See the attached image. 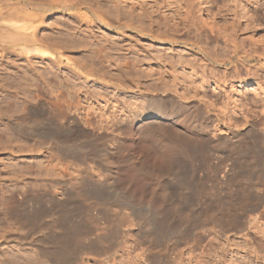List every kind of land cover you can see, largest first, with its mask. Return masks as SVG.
I'll list each match as a JSON object with an SVG mask.
<instances>
[{"label": "rangeland", "instance_id": "obj_1", "mask_svg": "<svg viewBox=\"0 0 264 264\" xmlns=\"http://www.w3.org/2000/svg\"><path fill=\"white\" fill-rule=\"evenodd\" d=\"M112 3L124 27H106L86 7L54 8L37 31L56 43L52 54L0 49V112L22 113L28 129L68 114L71 130L61 139L72 147L70 171L85 156L103 174L111 162L114 186L85 187L67 220L50 195L6 215L1 185H11L12 171L20 186L43 184L57 151L0 121L12 132L0 134V264H264V0H92V8L117 21ZM37 91L57 111L34 106ZM168 94L173 108L161 97ZM157 105L176 113L153 129L142 115ZM196 109L230 141L206 143L200 121L189 118ZM168 126L197 151L167 139ZM236 126L254 129L238 138L230 133ZM244 218V231L224 233ZM70 228L80 241L60 262L3 237L20 229L52 241Z\"/></svg>", "mask_w": 264, "mask_h": 264}, {"label": "bare ground", "instance_id": "obj_2", "mask_svg": "<svg viewBox=\"0 0 264 264\" xmlns=\"http://www.w3.org/2000/svg\"><path fill=\"white\" fill-rule=\"evenodd\" d=\"M113 3L110 7L111 9L110 10L108 9V10H109V14L111 13L113 15H116V17H118L117 21L116 20L112 21L109 18H105L103 16V14H99L97 10H94L92 8V5H93L92 0H79V1L63 0L60 3L56 2L55 0H0V49L2 50L5 47H7L8 45H13V46L19 45L22 47L23 50H25L27 52H39L42 54H45V53H51L52 54L53 51L56 50V48L54 46V45H56V43L54 42L55 43L54 44L51 42L53 45L50 44L49 43L50 41L47 42V40L44 39V37L38 36L37 31L39 28L38 23H40L39 21L43 19V15L46 14L47 10L54 9V8L59 9V10L60 9L61 10H66V9L72 10L71 8H75V7L76 8L86 7L87 10H90V11L93 10V12L97 16L96 18H98L100 20V22L103 25H105L106 27H110V28L124 27L123 26L124 24L122 23L123 20L121 19L122 17H119V16H121L119 9H114V8L112 9ZM115 7H116V5H115ZM67 11H69V10H67ZM123 15H125V14H123ZM127 25H129V24H127ZM57 43H59V42H57ZM128 60H129L128 57H126L123 60V63L125 61H128ZM124 64H125V66L128 65L129 61L125 62ZM126 67L128 68L129 65ZM1 87L3 90V85ZM40 92L41 91L38 92L39 94L38 93L33 94V96L36 95V97L35 96L34 97L37 99V104L34 106L39 107L40 104H42V105L45 104V106H47V108L54 110V112L57 111L55 109V107H53L54 103L50 102L48 99H45L46 97L42 96L43 93L41 92L42 93L41 94ZM34 97H33V99H34ZM161 97L164 98L168 102V104H169L168 106L172 107V104H173L174 99H175L174 95H169V94L166 96L161 95ZM152 98H154V96ZM27 102H28V100L25 99L23 102L25 104V105L23 104L24 107L27 109H33L34 106L28 105ZM16 109H21V108H16ZM23 109L24 108H22L21 110H23ZM9 110H12V109H9ZM21 110L20 111L18 110V113L25 111V110H23V111H21ZM197 110H198V112H197L198 114L194 113ZM200 110H203V109H200ZM8 111H7L8 114H6V111L0 112L1 124L5 125V127L8 126V127L13 128V129H16L17 132H19V133L25 132V134L27 133L28 135H37V136L43 137L45 139L51 140L52 141V148L54 149V151H57L55 153V158H56L55 160H57V163L55 164L53 171L52 172L50 171L51 173L49 172V174H50L49 177L51 176V178L47 179L45 177L43 184L37 183V184L30 185V184H26V182H25L24 186L23 185L20 186V184H19L21 182L20 180H23V179H18V177H20V173H18L17 170L12 171V173L15 175V177L13 176L12 178H10L11 185H4V184L1 185L2 186L1 189L3 190L2 192L9 193L8 194L9 198L1 203V205L3 206V210L6 213V215H8V216L14 215L16 210H18V208L20 207L21 203L25 202L27 199L43 197L44 195H50L52 200L54 202H56L58 205H60L59 207L62 210V216L65 217L64 218L65 220H67V218L70 214L69 212H71L70 211L71 203H73V201H75L74 200L75 198L77 200V198L81 197V193L85 190V187H87V186L106 187L107 190H109V191L114 190L113 182L111 181L112 173L109 170V168L111 167V162H108L107 167L103 168L104 169V174H103V173L96 171L94 168V165H92L91 162H89L90 156L89 157L85 156L84 157V165L81 168L79 167L80 169H78L77 172H75L76 174H73V172L70 171V167L72 165L70 163H72V162L68 158L71 156L70 151H71L72 147L70 148V145L68 143L64 142L65 140L63 141L61 139L63 131H65L66 133H70V130H71V128L69 126L70 116L68 114L64 113L62 115L65 122L61 123L58 120V122H56L55 124L49 123V124H51V125H49V127L45 126L47 129L45 127H43V129H39L38 127H33L34 125L33 126L31 125L30 128L28 129L27 125H25L24 122L20 121V119L22 117H25L24 115H22V113L20 115V113L16 114V113H13L11 111V114H10V112H8ZM187 112L189 113L188 110H187ZM175 113H173V112L171 113L170 109L167 110L166 113H163L162 110L160 109V107H158V105H157V106H155V108L152 111H150L147 114H144L142 116L143 117L149 116L151 119H149L148 123L151 126V128L155 129L157 126L156 122L159 123V125L161 124V126L163 125L164 127L166 125H168V124H163L164 121L162 122L161 120H163V118H166V117H168V118L174 117ZM188 113H186V114H188ZM150 115H152V116H150ZM189 115H190L189 118H191V123L193 125L196 124L197 121H200V123L202 125L201 133L205 134V137L203 136L205 138L204 139L205 142L207 140L210 143H213V142L215 143V142L220 141V139H226L227 141H228V139H230L229 138L230 135L227 136V134H225L227 131L225 133L219 132V130L218 131H216V130L212 131V128L210 126L211 125V123H210L211 122L210 121L211 115L208 114L205 110L199 111V109H196L193 111V113H191V114L189 113ZM71 118H73V117H71ZM249 123H251L250 120H249ZM251 124L253 125V123H251ZM241 126H239V127L236 126V128L231 127L230 133L233 134V136L238 137V138L243 137V134L247 128L243 130V128ZM197 127H199V126H197ZM170 128H171L170 126H168L166 128L165 137L167 139H175V140H177L176 143L178 141L183 143V144H180L181 146L182 145L185 146L184 144L187 143L186 145L190 146V149H187V150L195 151V152L197 151L198 145L196 146V144H198V143H195V142L192 143V141H194V140H191V141L186 140V136L184 135L183 131L178 132L180 129H177V131L175 132L173 130V128H171V129ZM215 129H217V128H215ZM253 129H248V131L249 130L253 131ZM197 130H198V128H197ZM9 131L11 132V130H8V128H1L0 134H2V132L10 134ZM210 131H212V134H210ZM248 131H246V132H248ZM246 132H245V134H246ZM214 137H216V138H214ZM209 142H206V143H209ZM173 144H175V143H173ZM74 151H76V150H74ZM105 160H107V159H105ZM176 160H178V159H176ZM224 164H225V162H224ZM95 166H97V165H95ZM173 169H175V168H173ZM17 174H19V176ZM23 177L25 178L26 176H23ZM26 179L29 180V178H26ZM18 193H20L21 197L19 195V197L17 198L16 196ZM255 219H257V218L255 217ZM247 221H248V219H247ZM246 223H247L246 218H244V219H242L241 222L238 223V221H237L236 223H229L228 225H226V227H222V229H223L224 233H226L228 231H236L239 233V232L244 231L247 228ZM255 224H257V223H255ZM218 225H219V223H218ZM221 226H222V223H221ZM260 227L258 226V228H259L258 231L260 233L264 234V231H262L264 228L262 227L263 229L261 230ZM31 229H33V228H31ZM222 229H221V231H222ZM66 230H67V232H66ZM66 230L65 231L63 230L61 233L65 238L59 234L62 238L60 236H59L60 238L58 237L56 239L51 238L52 241H41L34 234L32 235V233H33V232L31 233L32 230H29L27 232H22L20 229H17L14 232H8L5 235H3V237L5 238V241H8L10 239H15L22 246H28L29 250H31L32 253H34L35 255H37L36 250L40 249L41 251L46 252V255H49L50 257H54L56 259L60 258V261H61L62 260L61 257H63L62 254L63 253L67 254L69 252V250L71 249V244L73 245V242L75 240L78 241V243L80 241V240H77V238H75V237H74V240L72 239L73 237L71 236V233L73 231L71 230V228H70V230L69 229H66ZM24 231H26V230H24ZM70 231H72V232H70ZM73 233L75 234V232H73ZM56 234H58V232H56ZM53 238H55V237H53ZM95 239H96V237H95ZM43 240H44V238H43ZM76 241L74 242L75 243L74 245H76ZM69 246H70V248H69ZM71 253H72V251H71ZM65 257H66V255L63 258H65ZM57 261H59V259ZM63 263H59V264H63Z\"/></svg>", "mask_w": 264, "mask_h": 264}]
</instances>
